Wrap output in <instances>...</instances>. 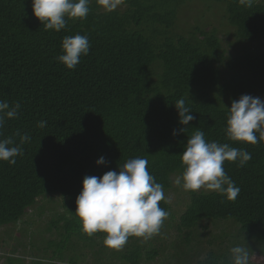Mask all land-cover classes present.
I'll list each match as a JSON object with an SVG mask.
<instances>
[{
	"label": "trees",
	"instance_id": "obj_1",
	"mask_svg": "<svg viewBox=\"0 0 264 264\" xmlns=\"http://www.w3.org/2000/svg\"><path fill=\"white\" fill-rule=\"evenodd\" d=\"M194 1L221 8L234 43L264 41V0H255L251 8L238 0H121L111 13L90 0L86 19L69 20L58 33L44 29L32 0H0V100L21 106L18 118L6 121L0 139L12 136L19 142L17 131L31 137L14 165L0 161V227L24 223L28 210L58 195L63 212L51 219L47 231L55 230L60 238L45 246L58 260L49 264L62 261L68 249L71 264L85 263L86 254L76 253L78 244L83 252L107 249L104 234L88 236L75 215L84 177L118 172L128 159L141 157L166 193L172 176L182 175L181 155L196 128L207 141L230 143L252 159L244 167L224 164L241 189L235 202L215 192H190L178 230H186L189 242L200 222L231 221L238 237L260 245L264 255V142H231L225 131L232 101L264 94V52L244 49L229 57L210 25L180 32L179 14ZM76 34L86 35L91 47L68 70L56 57L63 54V38ZM180 98L195 116L186 126L179 124L174 107ZM42 120L47 124L39 128ZM182 127L188 130L180 133ZM101 156L105 164L97 165ZM160 207L171 212L169 202L161 201ZM139 239L129 237L128 248L113 256L124 264L156 257L154 249L143 254ZM10 257L7 264H24L22 257L17 262ZM227 259L225 253L210 251L198 264ZM98 260L109 262L104 255Z\"/></svg>",
	"mask_w": 264,
	"mask_h": 264
},
{
	"label": "clouds",
	"instance_id": "obj_2",
	"mask_svg": "<svg viewBox=\"0 0 264 264\" xmlns=\"http://www.w3.org/2000/svg\"><path fill=\"white\" fill-rule=\"evenodd\" d=\"M240 5L251 8L255 0H238ZM121 0H97L105 12L115 11ZM34 16L44 29L60 32L66 30L69 20H84L90 12V0H32ZM90 42L86 35L65 36L62 40L63 54L56 57L68 70H74L82 56L90 51ZM20 104L10 105L0 100V137L7 120L18 118ZM178 111L179 124L189 125L195 119L191 108L184 98L174 105ZM47 121L38 122L44 128ZM226 137L231 142L256 145L264 142V100L260 97L242 95L231 103L226 120ZM188 129L180 128V133ZM173 136L178 132L173 131ZM19 142L12 136L0 139V161L10 166L16 163L18 156H23L22 145L31 137L19 131L15 133ZM252 159L251 154L230 143L207 141L204 131L196 130L187 139L181 162L182 175L175 179V184L184 191L197 192L201 189L215 192L230 202H235L241 189L228 176L224 169L225 162L236 163L244 167ZM97 165H104L101 156ZM148 160L135 157L128 159L119 171H108L102 177L86 176L82 191L76 199V212L81 223V230L88 236L104 234L105 247L120 251L127 244L129 237L148 240L158 235L170 215L160 207V202L168 203L161 183L148 171ZM253 253L244 243L234 244L229 249L228 259L220 264H250Z\"/></svg>",
	"mask_w": 264,
	"mask_h": 264
},
{
	"label": "rangeland",
	"instance_id": "obj_3",
	"mask_svg": "<svg viewBox=\"0 0 264 264\" xmlns=\"http://www.w3.org/2000/svg\"><path fill=\"white\" fill-rule=\"evenodd\" d=\"M216 9V12H214ZM220 7L207 8L203 2L194 1L187 4L179 14V31L189 30L191 27L199 25H210L217 30L218 35L226 45L228 56L231 57L236 51L241 52L244 49H256L264 52V41L256 43H242L241 45L233 42V37L227 35L231 28L226 20L222 17ZM210 27V28H211ZM221 70L226 71L225 67ZM228 73V72H227ZM226 73L224 74L225 78ZM227 78V77H226ZM264 100V94L260 96ZM180 176L175 174L172 176L171 188L165 193V196L171 206V212L167 220H165L161 231L158 235L148 240L142 238L138 240V244L143 248V254L146 251H157L156 257L146 260L143 256L141 264H198L206 254L210 251L217 254L225 253L229 255V249L237 243H244L238 237V227L231 221H202L192 230L189 242L186 241V230L180 232L178 223L181 215L186 210L190 202V192L184 191L182 187L175 184V179ZM196 193H208L203 189ZM37 205L28 210L25 219L19 224H12L6 227H0V264H7V258L18 261L19 257L23 258L24 264H32V261L38 259L40 262L49 264L51 260H58L53 257V249H45L46 243L51 240H59V236L55 230L48 232L47 226L51 219H55L57 214L63 212L61 207V198L56 195L47 197L43 201H39ZM32 232V235L27 233ZM31 243V244H30ZM33 244V245H32ZM76 253L86 254L85 263L79 264H103L98 258L104 255L109 262L105 264H124L117 256H113L114 252L119 253L125 251L130 245L129 242L120 251L112 249H103L102 247H94L93 250L87 249L86 252L80 250V244ZM253 256L250 264H264V255L260 254V245L254 246L253 243H246ZM256 248V249H254ZM97 254L99 250H102ZM93 251V252H92ZM62 261L56 264H71V249L63 252Z\"/></svg>",
	"mask_w": 264,
	"mask_h": 264
}]
</instances>
